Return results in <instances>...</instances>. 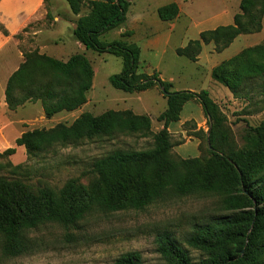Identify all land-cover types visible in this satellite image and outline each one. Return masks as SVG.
Listing matches in <instances>:
<instances>
[{
	"label": "trees",
	"instance_id": "obj_1",
	"mask_svg": "<svg viewBox=\"0 0 264 264\" xmlns=\"http://www.w3.org/2000/svg\"><path fill=\"white\" fill-rule=\"evenodd\" d=\"M65 1L77 16L72 30L74 40L86 51L121 59V71L108 78L111 87L127 93L159 89L166 99L165 110L157 116L162 128L153 132L149 115L128 109L108 110L99 115L84 112L69 125L58 123L48 129L23 132L15 144L24 146L30 156L55 146L118 134L149 139L150 144L141 149L116 148L94 158L91 169L98 187L91 192H84L72 183L57 196L45 193L43 200L20 199L8 187L0 191V237L5 256H16L30 249L28 239L20 237L22 228L33 229L47 223L68 226L93 211L141 210L170 196L220 193L225 195L223 209L231 214L195 223L184 241L187 248L203 255L201 259L193 261L188 249L170 233L157 236V252L165 264H264V150L244 156L222 149L215 133L220 121L218 107L207 90L175 91L172 83L162 80L157 73L141 72L140 47L124 39L125 32L119 39H102L106 32L124 24L129 8L127 0ZM83 7L87 11L80 14ZM239 9L233 24L201 32L197 39L177 48L176 54L196 61L203 44L212 43L214 51L221 52L238 36L260 32L264 0H240ZM178 14L175 2L157 9L162 21H172ZM241 54V57L246 54V61L237 64ZM93 77L92 63L84 53L72 54L63 61L33 49L23 53V61L8 78L5 103L9 110H16L26 103L39 102L47 118L72 112L87 102ZM211 78L225 86L233 97L249 99L250 92L256 90L262 97L264 110V44L246 48L221 62L212 69ZM253 82L256 88L249 87ZM190 100L201 105L208 119L206 138L210 157L205 161L179 157L180 161L175 162L170 152L181 143L172 142L168 126L179 121L184 104ZM261 127L264 128V122ZM14 150L9 148L6 153L12 154ZM113 264H142V261L138 252H128Z\"/></svg>",
	"mask_w": 264,
	"mask_h": 264
},
{
	"label": "rangeland",
	"instance_id": "obj_2",
	"mask_svg": "<svg viewBox=\"0 0 264 264\" xmlns=\"http://www.w3.org/2000/svg\"><path fill=\"white\" fill-rule=\"evenodd\" d=\"M62 1L51 6L50 0H47L45 17L32 22L25 31L16 36L21 40L19 47L23 53L34 48L40 51L41 44L49 46L58 44L61 47L69 39L74 40L70 29L65 27L60 32L56 27L58 23L54 22L55 14L73 21L76 19L66 12L67 2ZM228 1L231 6L230 14L234 17L240 13V0ZM182 5L183 15L178 23H185L188 34L191 35L198 28L194 27L197 24L211 23L221 7L215 2L208 3L207 0H191ZM86 11V7H83L80 14ZM138 14L137 8L131 9L127 13L128 19L116 31L119 34L125 32L126 40L132 36L131 31H134V40L142 48L140 71L148 74L155 72L162 80L174 86L181 85L191 90L201 85L202 88L208 89L210 98L218 107L220 121L215 127V133L222 149L229 152L237 151L244 156L264 150V128L261 127L264 122V110L262 97L257 91L250 92L249 99L245 96L237 98L233 97L225 86L212 79L207 85L204 74L202 77L196 74L195 63L175 54L174 47L185 46L180 43L181 35H175V32L170 40L164 41L163 35L168 30L165 25L169 22H162L164 24L160 28L134 27L132 19ZM148 18L149 23H152L154 13H148ZM67 27H70L69 23ZM35 31L40 32L34 35ZM150 31H160L158 34H161L163 39L158 47L151 50L144 49L143 39L140 40L141 36H146ZM109 38L111 37L107 34L105 39ZM261 44H264V16L262 30L255 34L242 35L231 45L229 52L239 50L235 54L238 55L246 48ZM70 45L66 44V47ZM63 53L56 58L63 61L68 59ZM86 56L91 61L96 76L93 80L94 88L87 95L89 101L79 110L60 112L47 118L39 102L27 103L9 111L0 103V191L8 187L15 191L16 197L20 199L43 200L45 193L57 196L68 183H72L84 192H91L98 187L96 174L91 169V161L94 158L116 148L141 149L150 144L149 139L118 134L111 138L82 140L76 145L55 146L35 156H30L24 146H16L15 140L25 131L48 129L58 123L69 125L84 112L99 115L108 110H124L133 102L124 103L123 98L138 95L139 104L136 103L133 108L139 105L146 108V111L136 109V113L147 112L152 120V131L156 132L160 125L157 116L165 110L166 101L159 97L154 89L142 94L138 92L132 94L111 87L108 77L122 69L119 57L91 51H87ZM240 57L237 64L246 61V54ZM233 67L234 64L229 69ZM249 87L256 88V82L251 83ZM172 89L174 90V87ZM186 105L182 116L186 117L191 112L194 118L197 117L200 111L199 103L191 100ZM205 120L206 123L203 125L205 130L199 132L193 131L196 127L193 120L182 125L183 132L179 131L178 122L170 123V129L173 131L172 142L185 144L180 149L177 145L172 148L170 155L173 161L179 162L181 156L198 157L202 161L210 157L208 152L210 146L206 138L209 122L206 117ZM192 137L198 142V148ZM9 148H14V153L7 154L6 150ZM224 197L225 195L220 193L170 196L155 201L141 210L126 208L114 212L93 211L73 225L47 223L33 229L22 228L19 230L20 237L28 239L30 249L16 256H5L2 250L4 243L0 237V264H113L119 256L128 252H138L142 264H165L156 250V238L162 233L172 234L184 248L188 249L192 260L198 261L203 255L199 251L187 248L185 238L195 223H205L213 217L231 214L222 207Z\"/></svg>",
	"mask_w": 264,
	"mask_h": 264
},
{
	"label": "crops",
	"instance_id": "obj_3",
	"mask_svg": "<svg viewBox=\"0 0 264 264\" xmlns=\"http://www.w3.org/2000/svg\"><path fill=\"white\" fill-rule=\"evenodd\" d=\"M129 2V8L128 12H130L131 9L137 8L139 14L132 19L133 24L135 25L134 27H143L147 29H152V27L156 26L158 28L163 27V24L161 19H156V14H157V9L163 5L175 2L178 7H179V14L178 16L173 19L172 21H167L169 22L165 27L168 28L167 33L163 35L164 41H168L171 39L173 34L176 32L175 35H181L180 43L183 45H187V43L190 40H195L199 37V34L203 31L206 30H213L216 29L217 27L220 26H227L233 24V17L230 14V3L228 0H207V2H215L219 4L221 7L217 11L216 15H214L212 22L211 23H200L194 26L195 28L198 27L193 34H188V27L185 25V23H178L179 20L182 17V3L184 2H190L191 0H127ZM58 2H63L62 0H50L51 6L55 5ZM46 0H0V26L2 29H0V103L3 104V108H7L6 110L9 111L6 103H5V98H4V90L5 86L7 83L8 78L10 75L19 67L21 62L23 61V51L20 49V42L21 40L18 39L16 36L21 33L26 27L30 26V24L34 21L42 20L45 17L46 14ZM68 5V4H67ZM139 6V7H138ZM65 10L66 12H69V14L76 18L77 16H74L71 11L69 6L65 5ZM127 12V13H128ZM148 13H154V19L152 20V23H149V18H148ZM158 16V15H157ZM73 19V18H71ZM128 19L127 14H126V20ZM54 22L58 23L56 27L59 29L61 32L62 29L65 27L71 30L75 27V20H69L68 18H64L63 16L54 15ZM67 23L70 24V27H67ZM205 27V28H202ZM40 31H35L33 34H38ZM116 31V29L110 30L106 32L102 38L106 41H112L115 39H119L120 34ZM131 35L129 40L132 43H136L134 40V31H131ZM160 32V31H159ZM158 31H150L146 36H141L140 40L143 39V47L144 49H153L155 47H158L162 43V35L158 34ZM27 33V32H25ZM117 35H116V34ZM145 34L147 32H144ZM110 36L108 40L105 39V37ZM110 34V35H109ZM156 36H152V35ZM172 35V36H171ZM242 35L238 36L226 49H224L221 52H215L214 51V45L212 43L210 44H203L202 49L200 54L197 57L196 61H192L197 65L196 69V74H200V77L203 76L205 78V82L207 85L210 84L211 78V71L212 69L220 64L221 62L228 60L232 58L239 50H236L237 52H229V48L231 45L238 40ZM118 37V38H117ZM66 44H71L69 47H66ZM138 45V44H137ZM139 46V45H138ZM140 47V46H139ZM184 47V46H183ZM40 51L44 52L50 56L60 57L63 53L64 56L70 57L72 54L75 53H84L86 54L85 48L78 43L77 41L73 39H69L66 43L62 44V46H58V44H53L52 46H49L48 44H41L39 46ZM66 48H70L69 50H66ZM179 47H174V52L176 54V49ZM38 49V48H34ZM239 49V48H238ZM49 51V52H48ZM61 52V53H60ZM52 53V54H51ZM60 53V54H59ZM142 54V48L140 47V56ZM177 55V54H176ZM178 56V55H177ZM182 57V56H180ZM67 60V59H66ZM141 63V61H140ZM96 76V71L94 70V77ZM93 77V80H94ZM109 78V77H108ZM213 80V79H212ZM202 81V80H200ZM172 82V81H171ZM217 83V82H216ZM173 85V84H172ZM174 90H190L187 88H183V86L178 85L174 86ZM203 86H198V88H191L190 91L198 92L201 90H207L206 88H202ZM94 84L92 81V88L93 90ZM154 89L155 92H157L158 96L161 97L166 101V99L163 97L162 93L159 91L158 88L154 87L151 88ZM90 90V91H91ZM149 90V89H148ZM146 90V91H148ZM146 91L138 92L140 94L145 93ZM134 93V92H133ZM132 93V94H133ZM140 95H138L139 97ZM138 97H126L124 99V103L127 101H132L133 104L129 105L126 107L124 110H131L135 114H147V112L144 113H136V109H139L141 111H144L146 108L143 107L142 105L137 106L136 108H133V105L136 103L139 104L140 99ZM89 101V98L87 99V102L84 104L86 105ZM191 101V100H190ZM189 102V101H188ZM187 103V102H186ZM186 103L184 104L182 111L180 113V119L178 122V127L179 131H182V125L186 122H189L190 120H193L196 123V127L194 128L193 131L196 130H205L204 129V124L206 123L205 120V114L202 110L201 105L200 106V111L198 113V116L194 118V115L189 112L188 116L183 117L182 114L184 112V109L186 108ZM27 104V103H26ZM30 104H36V103H30ZM83 105V106H84ZM24 106V105H23ZM20 108V107H19ZM79 110V109H78ZM76 111V110H75ZM146 111V110H145ZM207 118V117H206ZM10 124V122H9ZM160 125L158 126L156 132L162 128V124L159 123ZM11 125V124H10ZM176 129V128H175ZM168 131L172 134L173 131L170 129V124L168 126ZM177 131V130H175ZM183 132V131H182ZM177 133V132H175ZM193 138V137H192ZM195 141L196 139L193 138ZM190 142V141H189ZM196 146L198 148V142L196 141ZM180 145V146H179ZM185 144H177L179 149L181 146H184ZM176 146V147H177ZM176 153H178L176 151ZM179 155V153H178ZM182 157V156H181ZM186 158V157H182ZM192 158V157H189Z\"/></svg>",
	"mask_w": 264,
	"mask_h": 264
}]
</instances>
